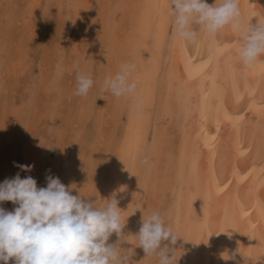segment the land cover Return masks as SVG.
<instances>
[{"label":"bare ground","instance_id":"6f19581e","mask_svg":"<svg viewBox=\"0 0 264 264\" xmlns=\"http://www.w3.org/2000/svg\"><path fill=\"white\" fill-rule=\"evenodd\" d=\"M239 5L264 18V0ZM170 8L0 0V183L51 175L84 201L116 199L124 237L108 243L132 264H159L135 237L153 212L178 236L161 243L175 264H264V57L245 67L230 28L181 44ZM128 62L135 92L106 93ZM77 72L93 79L87 96L74 95Z\"/></svg>","mask_w":264,"mask_h":264},{"label":"clouds","instance_id":"9594fccd","mask_svg":"<svg viewBox=\"0 0 264 264\" xmlns=\"http://www.w3.org/2000/svg\"><path fill=\"white\" fill-rule=\"evenodd\" d=\"M173 16V36L181 44L194 42L198 32L215 37L225 28L236 33L242 43L238 53L241 63L251 68L264 57V18L256 24L247 22L240 11L239 0H170ZM135 70L132 62L124 63L113 76H107L103 90L115 97L135 92L136 81L130 76ZM90 74L77 72L74 95L87 96L93 87ZM21 171L31 172L34 165H15ZM46 187H37V181L28 175L0 183V203L12 202V211L0 207V261L8 264H132L131 253H120L119 244H109L115 233L122 240L121 211L117 200H108L103 206L70 194L58 177L46 176ZM146 257L157 255L159 264H175L168 247L174 245L177 235L159 212L143 215L142 226L135 236Z\"/></svg>","mask_w":264,"mask_h":264},{"label":"rangeland","instance_id":"374dc122","mask_svg":"<svg viewBox=\"0 0 264 264\" xmlns=\"http://www.w3.org/2000/svg\"><path fill=\"white\" fill-rule=\"evenodd\" d=\"M75 29H76V28H75ZM75 29L71 31V33H72L73 35H72L71 33H69V37H68V38H72V39H73V38L75 37V36H74V35H75V34H74V33H75ZM70 36H71V37H70ZM36 38H37V36H36ZM36 38H35V39H36Z\"/></svg>","mask_w":264,"mask_h":264}]
</instances>
